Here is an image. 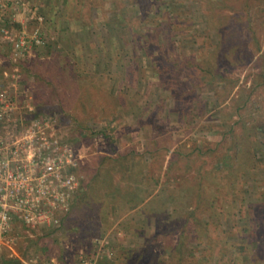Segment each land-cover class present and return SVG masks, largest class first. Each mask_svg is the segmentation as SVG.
<instances>
[{
  "label": "rangeland",
  "instance_id": "374dc122",
  "mask_svg": "<svg viewBox=\"0 0 264 264\" xmlns=\"http://www.w3.org/2000/svg\"><path fill=\"white\" fill-rule=\"evenodd\" d=\"M116 1L0 0V30L7 29L12 40L5 42L0 32V88L15 101L24 124L36 119L55 122L48 135L72 149V172L79 178L71 206V222L78 223L79 230H59L58 243L44 240L49 248L46 253L42 242H27L36 236L24 227L15 228L19 239L13 249L22 264H75L94 251L100 252V264H116V255L120 253L126 259L125 252L132 253L128 259L132 261L118 264H134L137 257L133 255L138 256L150 241L156 244L154 249L159 254L164 231L169 227L176 230L196 207L200 192L206 201L215 189L229 192L231 201L234 188L230 186L234 183L241 197L236 203L224 205L241 225L248 221L237 214L241 198L247 204L261 201L264 134L254 135L244 125L254 118L264 120V86L253 95L254 104L245 109L237 107L239 87L227 93L219 105L215 92L226 89L225 83L202 85L197 70L186 62L190 58L213 59L212 53L223 35L222 26L212 25L206 12L218 19L215 12L221 0H123L118 5ZM224 14L230 16L231 9ZM256 29L261 49L258 51L245 36L246 48L241 54L246 64L242 68L229 69L230 57L218 61L226 77H239V85L246 88L255 83L264 67L263 21ZM134 32L150 35L155 46L146 47L145 38ZM153 39H158L160 45ZM18 42L23 45L16 47ZM48 46L51 56L47 55ZM160 51L165 53L164 59ZM151 54L157 55V60ZM60 68L74 76L63 77ZM37 107L42 113L29 119ZM223 119L225 124L233 125L234 137L245 150L232 167L226 153L232 135L225 139L222 136L227 131ZM252 152L254 165L248 162ZM222 155L225 157L219 161ZM101 156L118 161H107L103 168L114 172L112 186L116 190L134 196L130 206L112 207L103 186L99 188L92 181ZM86 179L88 190L83 196L80 188ZM100 182L103 184L102 179ZM149 201L158 213L151 209L148 213L152 211L153 215L143 213ZM251 213L264 227V209L257 206ZM202 217L208 219L205 214ZM233 219H225L226 230H232ZM254 223L256 240L262 239L258 251L264 249V237L257 228L258 221ZM35 230L45 233L42 228ZM176 240L177 236L171 243ZM192 247L195 262L206 260L203 250L208 247L207 240ZM22 251H26L23 256ZM169 253L163 259L175 263V255ZM3 255L17 258L8 248ZM214 262L219 263L217 258Z\"/></svg>",
  "mask_w": 264,
  "mask_h": 264
},
{
  "label": "trees",
  "instance_id": "16d2710c",
  "mask_svg": "<svg viewBox=\"0 0 264 264\" xmlns=\"http://www.w3.org/2000/svg\"><path fill=\"white\" fill-rule=\"evenodd\" d=\"M123 0L116 1V4L118 5L120 2L122 3ZM113 4L115 1H112ZM222 2L218 8V12H215L218 14V19L212 18L211 14L206 12V17H208V20L211 22L212 25L218 24L222 29V37L219 42V44L215 47V52L212 53L213 59L211 60H194V58L186 59V62H188V66L190 68H194L198 72V80L202 85H205L206 83H213L215 81L223 82L225 83L226 89L223 90H216L215 96L217 97L218 104L221 102V100L225 101L227 97V93L233 91L236 87H239V97H237V103H238V110L245 109L247 106L253 105L254 102L252 97L255 94V92L258 91V89L262 86H264V67L262 66L261 70L256 75L255 83L250 88H246L243 86H240V78H228L226 77L223 72H221V64L218 62L226 56L231 58V62L229 64V61H227V65H229V69L232 67L233 70L235 68H242L246 64V57L245 55L241 54V52L244 50V37L248 36L252 42H254V47L257 48L259 51L261 49V41L260 37L257 33V26L260 25V21H263L264 23V0H221ZM68 6L70 7L71 4L69 3ZM120 8V6H119ZM231 9V15L227 16L224 14V11ZM127 26L129 27L130 24L125 20L124 21ZM214 24H213V23ZM243 27H246L248 30L244 32ZM131 29H136L131 26ZM136 35H141L145 38V41L147 43L146 47L149 46V48H153L155 44L151 43V36L148 34H141L134 32ZM156 43L159 44L158 39H153ZM160 45V44H159ZM47 55L51 56V47L48 46ZM246 48V46H245ZM160 49H163V47H160ZM153 50H150V53ZM149 52V50L147 51ZM161 55L163 56L162 59H164L166 56L163 51H160ZM152 56V54H151ZM165 56V57H164ZM40 57V56H39ZM153 59L157 60V55L152 56ZM206 57V56H205ZM60 74L64 77V75L71 77L74 76L73 74H68L66 69L63 70V68H60ZM77 74V73H75ZM223 93V94H222ZM73 100H76L73 99ZM71 99V101H73ZM80 100H83L80 99ZM251 100V101H250ZM80 102V101H79ZM210 102L214 105L216 102L210 100ZM82 103V102H80ZM217 104V105H218ZM83 105V104H82ZM220 105V104H219ZM86 108V106L84 105ZM36 111H33L30 113V118L33 119L36 118L39 113H42V108L37 107L35 108ZM87 109V108H86ZM240 115V114H239ZM201 117V116H199ZM193 120H196L197 118L192 117ZM28 124V121L26 122ZM223 129H227L226 132H222V136L224 139L227 137L228 134H231L232 140L229 144V149L227 150V155L232 160V165H234V161L238 159L242 153L245 152L243 149V144L238 142L237 139L234 137V127L231 124H225V120L223 119L222 122ZM246 131L253 132L254 135L258 134H264V120H258L254 118L253 122L250 123L248 126L247 124L244 125ZM241 144V145H240ZM252 146V145H251ZM242 147V149H241ZM230 153V154H229ZM254 152L250 154L248 157V162H250L251 165H254ZM224 155H222L221 160H223ZM107 161H111L116 163L118 161L112 160V158L101 156L99 158V170L95 172L94 176L92 175V181L100 186H103V190H106L104 193V196L107 197L108 201H110L112 204L111 206H130L134 202V196L130 192H124L123 190H116L115 187L112 185L114 184V172L110 170H105L103 165L107 163ZM264 161V160H262ZM120 163V162H119ZM118 167V166H117ZM116 168V167H115ZM224 169V167H223ZM255 169V167H253ZM221 171V170H219ZM235 172V171H234ZM264 172V168H263ZM103 180L100 182V180ZM88 183L87 179L81 184L80 190L85 193L88 190ZM217 186H213L215 188ZM234 188L233 196L234 200H229V192H222L221 190H214L213 197H211L209 200H205L202 193H198L196 196V207L188 212V215L185 217L184 220H182V223L178 224V227H176V230L171 227L166 229L164 231V236L161 239L163 241L165 248H161L159 254L155 252V243H151L150 245L144 247L137 256V253L133 255V257H137V260L134 259L133 261H136L134 264H215L214 259L217 258L218 262L217 264H242L244 262H247L249 264H264V249L261 247L258 251V243L259 246L262 243V239L259 240V242L256 240V234H255V224L254 221H258V226L261 230V235L264 237V234L262 232V224H260L259 220H254L252 218L251 210L256 208L257 206L260 207V209H264V191L260 194L261 201L256 203L247 204L245 198H241V207L238 210L239 218L241 216L242 219H247V224L244 223L243 225L239 224V221L237 220V216L232 214V210L230 208L225 209V205L227 202L233 203L237 201V197H241L238 193H236L237 187L233 183L230 186V189ZM89 190H92V186L89 188ZM96 190V189H94ZM100 190V189H98ZM90 195V194H89ZM89 195L87 197H89ZM110 197V199H109ZM146 198H143L144 200ZM85 200V199H84ZM149 206H145L146 208L143 210V213H148V210L151 209L152 211H156V208L151 205V202L149 201ZM110 204V203H109ZM221 204L223 208H217V205ZM247 206V207H246ZM77 207V206H76ZM81 205L79 206V208ZM124 209V208H121ZM246 209V210H245ZM150 212L148 214L153 215V212ZM123 212V210H122ZM157 212V211H156ZM250 212V213H249ZM158 213V212H157ZM156 213V214H157ZM73 211L69 212L62 221L60 228H42L45 233L38 234L36 232V228H25L24 231L31 232L34 236H36L35 239H27L28 243L34 244V243H40L41 248L44 252H48L49 248L47 244H45L44 240L51 239L54 243H58L60 240L57 236V232L59 230H67V233H70V228H73L74 231H78L80 225L75 222V225L73 222H71ZM202 214H205L208 216V219L205 221L202 217ZM152 217V216H151ZM234 218L233 222V228L232 230H226L224 228V221H226V218ZM236 218V219H235ZM155 222H158V218H155ZM193 222V223H191ZM264 228V227H263ZM178 229V230H177ZM176 234H174V232ZM177 236V240L175 243H171V239H175ZM230 237V238H229ZM231 237L233 239H231ZM53 238V239H52ZM239 239L238 241L236 239ZM204 240H207L208 247L203 250V255L206 258L201 262H195L194 258L191 256V253L195 251V248L192 247L193 244L200 245L203 243ZM169 247V250L167 247ZM26 250V249H24ZM166 250V251H165ZM120 251V250H119ZM128 251V250H126ZM169 255L171 254L175 255V263L171 261H165V258L167 255H165L166 252H169ZM255 251V252H254ZM26 251H22L21 255L23 256ZM46 252V253H47ZM130 252H125L126 259L123 257L120 253L119 255H116V258L118 261H116V264L120 263L119 261H125L130 262L132 261L130 258ZM262 253V255L260 254ZM194 254V253H193ZM194 256V255H193ZM127 260V261H126ZM251 262V263H250ZM253 262V263H252ZM0 264H22L19 258H8L7 256L0 259Z\"/></svg>",
  "mask_w": 264,
  "mask_h": 264
},
{
  "label": "built area",
  "instance_id": "2783aa9c",
  "mask_svg": "<svg viewBox=\"0 0 264 264\" xmlns=\"http://www.w3.org/2000/svg\"><path fill=\"white\" fill-rule=\"evenodd\" d=\"M0 32L11 40L7 29ZM54 123L24 124L15 101L0 88V257L5 248L16 254L15 228H60L71 211L79 178L72 172V149L48 135ZM98 258L99 252L75 264H98Z\"/></svg>",
  "mask_w": 264,
  "mask_h": 264
},
{
  "label": "crops",
  "instance_id": "0c3cea01",
  "mask_svg": "<svg viewBox=\"0 0 264 264\" xmlns=\"http://www.w3.org/2000/svg\"><path fill=\"white\" fill-rule=\"evenodd\" d=\"M72 204H73V202H72ZM94 253H97V252H96V251H94V252H92V253L90 252L89 256H90V255H93ZM99 253H100V252H99ZM16 255H17V256H16L17 258H19L20 260H22V258H21L17 253H16ZM2 256H4V255L2 254ZM4 257H5V256H4ZM7 257H8V258H13L14 256H7ZM109 257H110V260H111L112 255H110ZM0 259H1V257H0ZM100 259H101V256H99V258H98V264L101 263V262H100ZM104 259H105V258H104Z\"/></svg>",
  "mask_w": 264,
  "mask_h": 264
}]
</instances>
